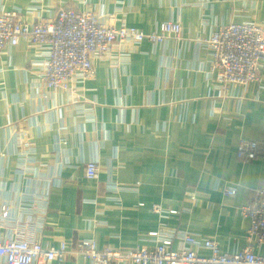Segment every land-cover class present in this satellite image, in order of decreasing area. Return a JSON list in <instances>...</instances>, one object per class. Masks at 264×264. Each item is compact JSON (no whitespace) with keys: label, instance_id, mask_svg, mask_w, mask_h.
<instances>
[{"label":"crops","instance_id":"1","mask_svg":"<svg viewBox=\"0 0 264 264\" xmlns=\"http://www.w3.org/2000/svg\"><path fill=\"white\" fill-rule=\"evenodd\" d=\"M90 3L100 20L110 13L116 25L144 33L178 21L182 40H144L127 60L115 59L118 48L94 59V77L76 83L78 99L42 86L41 53L25 39L1 54L0 205L33 195L46 201L36 212L41 244L65 241L74 252L50 264H92L75 252L81 239L99 249L151 246L148 233L160 223L212 238L221 253L243 250L250 221L239 209L264 187V65L257 82L223 91L207 74L208 51L194 39L229 21L264 26V0ZM27 6L42 17L58 6L83 10L81 0H0L6 11ZM240 140L258 144L248 164L237 158ZM25 146L36 175L17 164ZM90 161L99 167L97 179L85 177ZM227 187L235 193L226 195Z\"/></svg>","mask_w":264,"mask_h":264},{"label":"built area","instance_id":"2","mask_svg":"<svg viewBox=\"0 0 264 264\" xmlns=\"http://www.w3.org/2000/svg\"><path fill=\"white\" fill-rule=\"evenodd\" d=\"M83 10L58 6L45 17L33 16L34 6L6 11L0 7V55L16 46L20 38L37 47L41 53V84L47 90L61 91L80 98L75 93L76 83L90 80L95 75L94 59L110 58L116 50V60H127L139 45L147 40L151 45L165 44L167 39L182 40V27L178 21H162L149 33L125 24L106 21L91 7L90 0H81ZM201 25L207 24L205 15ZM195 45L205 48L210 55L207 74L225 91L229 86L245 87L258 81L264 65V26L254 20L229 21L218 25L207 36L198 35ZM83 100V98H81ZM17 164L24 172L36 175L30 162V151L25 146ZM254 141L240 140L236 154L242 163H250L258 152ZM27 151V152H26ZM98 165L90 161L85 165V177L97 179ZM233 195L231 187L224 189ZM46 208V201L36 197L26 203L0 205V264H50L63 261L70 254L65 241L57 247L43 246L38 238L39 223L36 212ZM12 211H16L13 214ZM153 211L161 214L158 205ZM242 217L250 221L247 231L249 244L241 251L221 253L212 238L198 236L180 229H167L163 223L148 234L154 244L131 251L109 246L99 249L93 239H81L75 252L92 264H264V187L256 190L239 209ZM171 213L176 211L171 210ZM163 217V216H162ZM198 250L209 252L207 256Z\"/></svg>","mask_w":264,"mask_h":264}]
</instances>
